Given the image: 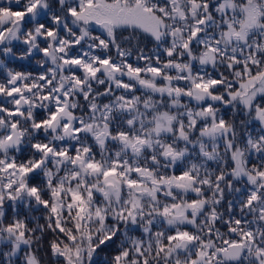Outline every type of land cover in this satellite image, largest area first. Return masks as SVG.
I'll list each match as a JSON object with an SVG mask.
<instances>
[{"label": "snow or ice", "instance_id": "6c2138e0", "mask_svg": "<svg viewBox=\"0 0 264 264\" xmlns=\"http://www.w3.org/2000/svg\"><path fill=\"white\" fill-rule=\"evenodd\" d=\"M0 264H264V0L0 3Z\"/></svg>", "mask_w": 264, "mask_h": 264}, {"label": "flooded vegetation", "instance_id": "af4514ba", "mask_svg": "<svg viewBox=\"0 0 264 264\" xmlns=\"http://www.w3.org/2000/svg\"><path fill=\"white\" fill-rule=\"evenodd\" d=\"M0 3H3V4H7V0H0ZM22 63H24L26 66H27V64H28V62L27 61H24V62H22ZM11 67H18V65H16V64H12V65H10ZM26 70H29V71H31L32 69H31V67H27L26 68Z\"/></svg>", "mask_w": 264, "mask_h": 264}]
</instances>
